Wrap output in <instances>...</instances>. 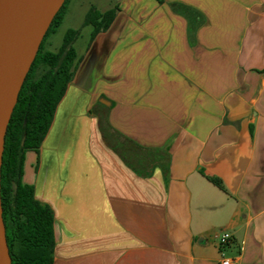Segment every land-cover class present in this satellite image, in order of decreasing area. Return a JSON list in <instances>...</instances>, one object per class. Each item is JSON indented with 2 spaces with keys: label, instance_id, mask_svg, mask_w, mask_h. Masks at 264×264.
Returning <instances> with one entry per match:
<instances>
[{
  "label": "crops",
  "instance_id": "crops-1",
  "mask_svg": "<svg viewBox=\"0 0 264 264\" xmlns=\"http://www.w3.org/2000/svg\"><path fill=\"white\" fill-rule=\"evenodd\" d=\"M115 6L24 154L53 264H264V0Z\"/></svg>",
  "mask_w": 264,
  "mask_h": 264
},
{
  "label": "trees",
  "instance_id": "trees-1",
  "mask_svg": "<svg viewBox=\"0 0 264 264\" xmlns=\"http://www.w3.org/2000/svg\"><path fill=\"white\" fill-rule=\"evenodd\" d=\"M67 1L54 16L40 44L19 92L5 135L0 198L11 264H53L55 239L52 212L35 200L33 187L22 183V175L24 154L29 150H38L78 63L73 43L80 34L79 30H67L56 52L43 48L47 37L61 26ZM116 10L117 6L105 12L89 8L83 25L92 27L90 39L109 27ZM40 67L45 70L37 75ZM136 148L140 155H148L142 153L141 147ZM140 158L143 160L142 156ZM140 166L144 170L142 162ZM209 180L222 188L219 180Z\"/></svg>",
  "mask_w": 264,
  "mask_h": 264
},
{
  "label": "water",
  "instance_id": "water-1",
  "mask_svg": "<svg viewBox=\"0 0 264 264\" xmlns=\"http://www.w3.org/2000/svg\"><path fill=\"white\" fill-rule=\"evenodd\" d=\"M65 0H0V172L7 126L26 75ZM13 188L16 189L15 185ZM0 264H11L0 198Z\"/></svg>",
  "mask_w": 264,
  "mask_h": 264
},
{
  "label": "rangeland",
  "instance_id": "rangeland-1",
  "mask_svg": "<svg viewBox=\"0 0 264 264\" xmlns=\"http://www.w3.org/2000/svg\"><path fill=\"white\" fill-rule=\"evenodd\" d=\"M114 2H116V0H68L63 22L53 34L47 37L43 45L44 50L56 52L63 41L64 34L69 29L80 31L79 43L82 44L89 38V33L91 31V27H85L82 23L85 11L91 5L101 11L112 6ZM77 46L78 44L75 45L77 51L79 53L82 52L83 44L81 45L82 47ZM44 70V67H40L37 71V75H40Z\"/></svg>",
  "mask_w": 264,
  "mask_h": 264
},
{
  "label": "built area",
  "instance_id": "built-area-1",
  "mask_svg": "<svg viewBox=\"0 0 264 264\" xmlns=\"http://www.w3.org/2000/svg\"><path fill=\"white\" fill-rule=\"evenodd\" d=\"M232 243V236L228 232H222L217 238V245L219 249L220 264H235L237 258H232L227 254V250ZM241 248L238 250V256Z\"/></svg>",
  "mask_w": 264,
  "mask_h": 264
}]
</instances>
